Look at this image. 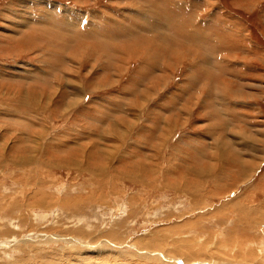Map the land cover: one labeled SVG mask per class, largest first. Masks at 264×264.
I'll return each instance as SVG.
<instances>
[{
    "label": "rangeland",
    "instance_id": "1",
    "mask_svg": "<svg viewBox=\"0 0 264 264\" xmlns=\"http://www.w3.org/2000/svg\"><path fill=\"white\" fill-rule=\"evenodd\" d=\"M0 264H264V0H0Z\"/></svg>",
    "mask_w": 264,
    "mask_h": 264
},
{
    "label": "crops",
    "instance_id": "2",
    "mask_svg": "<svg viewBox=\"0 0 264 264\" xmlns=\"http://www.w3.org/2000/svg\"><path fill=\"white\" fill-rule=\"evenodd\" d=\"M212 82H213V81H212ZM212 82H210V83L212 84ZM210 83H209V84H210ZM200 87L203 88L202 86H200ZM192 88H193V86H192ZM195 88H197V87H195ZM201 88L198 87V89H201ZM203 89H205V88H203ZM207 93H209V92H207L206 89H205V94H204V95H206ZM208 98H209V97H208ZM200 109H202V108H200ZM200 109H199V107H196V106L194 107V106H193V109H191L192 111H191L190 113H192V112H196V110L201 111ZM202 111H203V110H202ZM200 122H202L201 124H203V122H205V120H200ZM203 127H204V126H203Z\"/></svg>",
    "mask_w": 264,
    "mask_h": 264
},
{
    "label": "bare ground",
    "instance_id": "3",
    "mask_svg": "<svg viewBox=\"0 0 264 264\" xmlns=\"http://www.w3.org/2000/svg\"><path fill=\"white\" fill-rule=\"evenodd\" d=\"M24 160H25V157H24ZM26 161V160H25ZM26 163V162H25Z\"/></svg>",
    "mask_w": 264,
    "mask_h": 264
}]
</instances>
